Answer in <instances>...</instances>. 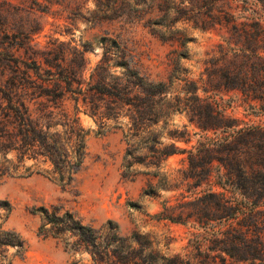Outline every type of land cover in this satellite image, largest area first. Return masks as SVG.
I'll return each instance as SVG.
<instances>
[{"label":"trees","instance_id":"trees-1","mask_svg":"<svg viewBox=\"0 0 264 264\" xmlns=\"http://www.w3.org/2000/svg\"><path fill=\"white\" fill-rule=\"evenodd\" d=\"M84 1L71 0V18ZM91 1L85 21L92 28L112 22L139 25L175 46L169 52L171 70L165 80L150 79L119 35H105L94 43L101 57L85 77L84 53L91 43L71 50L66 59L60 46L34 49L30 30L5 33L0 52V184L5 178L37 175L62 189L73 188L88 131L62 103L71 100L76 112L80 102L84 112L100 119L94 135L121 131L125 148L120 177H149L142 196L175 188L168 186L161 165L169 156L185 154L180 179L188 194L182 199L187 200L163 207L157 220L189 224L195 232L187 242L188 254L159 256L135 232L122 237L111 221L95 229L54 204L29 209L39 220L38 237L58 241L71 255L86 253L91 264H264V125L239 126L211 93L236 92L250 103L254 116L264 118V0ZM191 31L220 34L202 63L201 87L181 67ZM175 114L184 115L196 129L197 139L187 150L159 143ZM121 115L127 120L124 128L118 123ZM165 135L188 137L184 129ZM10 211V204L0 200V264H12L27 251L22 237L5 227Z\"/></svg>","mask_w":264,"mask_h":264},{"label":"rangeland","instance_id":"rangeland-1","mask_svg":"<svg viewBox=\"0 0 264 264\" xmlns=\"http://www.w3.org/2000/svg\"><path fill=\"white\" fill-rule=\"evenodd\" d=\"M92 1L85 0L75 17L71 18V0H0V52L4 51L5 33H17L30 30L31 45L39 52L60 46L66 59H70L71 50L81 51L85 43L91 47L84 53L88 69L98 62L101 48L94 45L102 36L119 35L131 51L140 71L153 80H165L171 70L169 52L175 46L162 43L147 34L141 26L121 25V23H103L91 27L85 20L92 10ZM192 43L188 45L187 60L181 61L186 75L197 82L206 60L214 45L219 42L218 33L191 31ZM216 100L227 116L235 119L239 126L264 125V118L254 116L249 109L250 103L236 92L215 90ZM198 95L204 96L201 91ZM32 109L35 106L31 107ZM62 108L71 117L75 113L78 125L88 131L86 137V155L81 169L73 181V188L62 189L50 180L33 175L28 178H5L0 184V200H6L11 207L5 222L7 229L18 233L27 245V251L21 259H14L12 264H91L86 253L71 255L61 243L52 239H42L36 235L39 224L37 216L29 214L31 207L61 204L74 212L84 223L98 229L107 221L117 227L122 237L135 232L140 238L149 242L151 249L159 256H184L188 254L187 242L195 232L189 224L170 223L157 220L163 207H176L183 196L188 195L181 183V172L185 170V154L178 153L167 157L161 165L168 189H157L151 197L142 196L147 189L149 177L137 175L127 181L120 177L121 158L124 142L121 131L109 129L104 135L96 136L94 132L100 119L84 112L79 102L77 111H73L71 100H64ZM126 117H118L121 128ZM109 124L110 122H106ZM170 129L185 130L188 137L175 140L167 137L165 131ZM194 126L187 123L182 114L171 117L169 125L159 135V143H172L179 150L189 149L194 145L197 136ZM185 139H188L185 142ZM29 164L25 162V166ZM152 183L155 180H151ZM135 205V206H134Z\"/></svg>","mask_w":264,"mask_h":264}]
</instances>
